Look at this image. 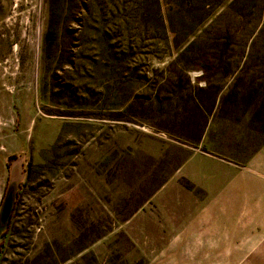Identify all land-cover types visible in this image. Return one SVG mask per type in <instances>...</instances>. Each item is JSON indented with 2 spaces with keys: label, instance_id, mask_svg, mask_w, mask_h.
Returning <instances> with one entry per match:
<instances>
[{
  "label": "rangeland",
  "instance_id": "1",
  "mask_svg": "<svg viewBox=\"0 0 264 264\" xmlns=\"http://www.w3.org/2000/svg\"><path fill=\"white\" fill-rule=\"evenodd\" d=\"M263 152L264 0H0V264H219Z\"/></svg>",
  "mask_w": 264,
  "mask_h": 264
},
{
  "label": "crops",
  "instance_id": "2",
  "mask_svg": "<svg viewBox=\"0 0 264 264\" xmlns=\"http://www.w3.org/2000/svg\"><path fill=\"white\" fill-rule=\"evenodd\" d=\"M232 188L216 202L219 215L205 216L207 256H218L219 264H264V152Z\"/></svg>",
  "mask_w": 264,
  "mask_h": 264
},
{
  "label": "trees",
  "instance_id": "3",
  "mask_svg": "<svg viewBox=\"0 0 264 264\" xmlns=\"http://www.w3.org/2000/svg\"><path fill=\"white\" fill-rule=\"evenodd\" d=\"M11 159H17V156L16 155H13V156H11ZM8 167H10V162L8 163ZM8 180H7V185L5 187V191L4 192L7 191ZM11 219H12V213H10L9 216H8V219H7V222H6V225H5V227H6L5 229H8L9 228V225L11 223ZM3 235H5V233H3ZM2 247H3V245H2V243H0V251H1Z\"/></svg>",
  "mask_w": 264,
  "mask_h": 264
},
{
  "label": "water",
  "instance_id": "4",
  "mask_svg": "<svg viewBox=\"0 0 264 264\" xmlns=\"http://www.w3.org/2000/svg\"><path fill=\"white\" fill-rule=\"evenodd\" d=\"M10 204L9 205H5V214H6V216L5 217H3V219L4 220H6V222H7V219H8V216H9V213H10Z\"/></svg>",
  "mask_w": 264,
  "mask_h": 264
}]
</instances>
